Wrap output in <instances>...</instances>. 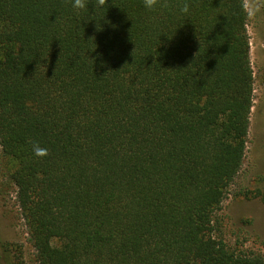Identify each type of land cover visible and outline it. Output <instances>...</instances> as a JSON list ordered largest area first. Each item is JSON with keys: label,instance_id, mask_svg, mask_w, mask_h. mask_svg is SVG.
Wrapping results in <instances>:
<instances>
[{"label": "trees", "instance_id": "trees-1", "mask_svg": "<svg viewBox=\"0 0 264 264\" xmlns=\"http://www.w3.org/2000/svg\"><path fill=\"white\" fill-rule=\"evenodd\" d=\"M167 3L0 0V149L38 264H264L217 218L254 104L240 0Z\"/></svg>", "mask_w": 264, "mask_h": 264}, {"label": "rangeland", "instance_id": "rangeland-1", "mask_svg": "<svg viewBox=\"0 0 264 264\" xmlns=\"http://www.w3.org/2000/svg\"><path fill=\"white\" fill-rule=\"evenodd\" d=\"M254 76L247 148L217 218L227 245L264 255V14L247 21ZM12 162L0 149V264H38L10 179Z\"/></svg>", "mask_w": 264, "mask_h": 264}, {"label": "clouds", "instance_id": "clouds-1", "mask_svg": "<svg viewBox=\"0 0 264 264\" xmlns=\"http://www.w3.org/2000/svg\"><path fill=\"white\" fill-rule=\"evenodd\" d=\"M92 5L94 8H103L108 6V0H92ZM143 5L149 11L156 10L157 7H168L167 0H143ZM71 7L78 13L88 7V0H71ZM239 7L248 22L255 21L258 16L264 14V0H240ZM180 12L187 16L190 12V4L185 2ZM32 151L36 157L48 155V150L38 142H32Z\"/></svg>", "mask_w": 264, "mask_h": 264}]
</instances>
